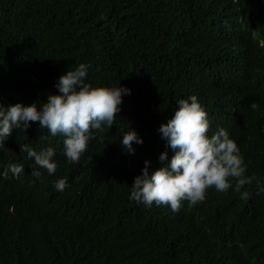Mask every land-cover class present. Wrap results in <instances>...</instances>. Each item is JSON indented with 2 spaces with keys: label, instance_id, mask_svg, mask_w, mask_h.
Returning a JSON list of instances; mask_svg holds the SVG:
<instances>
[{
  "label": "trees",
  "instance_id": "16d2710c",
  "mask_svg": "<svg viewBox=\"0 0 264 264\" xmlns=\"http://www.w3.org/2000/svg\"><path fill=\"white\" fill-rule=\"evenodd\" d=\"M81 62L86 80L130 94L75 163L38 121L13 129L0 165L24 172L0 177V264H264V0H0V104L39 107ZM190 94L238 144L249 195L208 188L178 211L130 200L143 161L173 154L157 128ZM128 126L142 137L132 153L119 143ZM23 143L53 146L55 172L32 177Z\"/></svg>",
  "mask_w": 264,
  "mask_h": 264
},
{
  "label": "clouds",
  "instance_id": "9594fccd",
  "mask_svg": "<svg viewBox=\"0 0 264 264\" xmlns=\"http://www.w3.org/2000/svg\"><path fill=\"white\" fill-rule=\"evenodd\" d=\"M88 65L84 62L60 74L54 83L55 93L39 102L24 104L17 101L7 106L0 104V149L5 147L13 129H27L30 121H38L40 129H47L48 136H61V149L66 163H75L85 152L93 138L104 128H110L117 120L122 96L130 94L126 85H95L86 80ZM170 117L157 128L160 138L172 150L161 151L160 166L152 169L148 159L129 186L130 200L145 207L166 204L178 211L182 202L195 204L205 199L208 188L225 192L230 187L241 198H247L245 185L251 184L255 174H246V164L240 148L228 130L210 126L208 113L197 95L178 98ZM122 149L132 153L134 144L142 143V137L130 126L120 135ZM19 151L31 159L30 175L41 178L42 170L53 174L57 168L56 149L51 146L36 150L28 143L19 144ZM24 172V162H8L0 165V177L17 178ZM53 186L63 191L68 186L66 177L54 180ZM256 191L264 192V183L256 180Z\"/></svg>",
  "mask_w": 264,
  "mask_h": 264
}]
</instances>
